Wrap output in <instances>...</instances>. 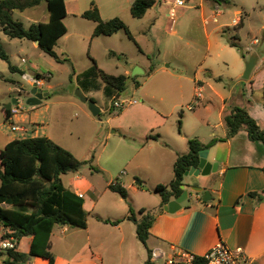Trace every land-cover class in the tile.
I'll return each instance as SVG.
<instances>
[{
	"label": "crops",
	"instance_id": "crops-1",
	"mask_svg": "<svg viewBox=\"0 0 264 264\" xmlns=\"http://www.w3.org/2000/svg\"><path fill=\"white\" fill-rule=\"evenodd\" d=\"M64 1L67 15L63 22L67 31L59 39L67 36L69 31L66 20L70 11L66 0ZM132 1L107 0L111 10L109 14L103 13L98 1L96 5L103 19L119 15L127 25H131L129 23L134 22L131 13L123 16L117 9L122 3H127L130 7ZM170 1L173 0H155L139 19L147 15L152 18L159 3L165 5ZM170 4L172 5V2ZM84 10L85 8L74 10L72 14L75 18H82L80 14ZM151 18L148 21H153L154 17ZM83 19L85 23L81 21L80 26L85 25L89 32L81 36L90 39L92 51L96 41L108 51L123 54L115 46L116 36L123 30L112 35L93 37L95 22ZM170 32H173L171 28ZM205 37V46L209 50L210 39L206 30ZM92 54L96 57L94 52ZM121 60L128 69H124L120 74H128L129 60H125L124 54ZM263 60L264 56L260 61ZM258 62L257 56V62L246 81H238L243 67L240 62L236 76L227 77L230 81H224L225 77L216 76L212 66L206 65L203 69L206 72V80L188 81L192 85L188 83L186 91L179 82L180 89L177 88L173 95L168 93L173 85L171 81H156L153 83L151 94L140 91V98L136 103L123 108L116 115H110L106 121L117 129L111 130L105 136V163L96 161L98 168L108 174L107 179L97 187L87 179L81 168L77 172L62 175L64 185L83 198L87 226L53 227L49 243L54 254V264H143L147 259V249L137 237L135 223L126 218L129 213L128 196L126 200L108 188V184L114 181L126 189L130 204L136 213L140 208H145L154 214L146 241L151 251L162 250L166 255H170L185 250L202 255L221 241L230 247H242L248 256L246 264H264V144L260 140H250L246 130L240 129L233 136L217 140L206 148L207 161L217 164L216 171H210L206 175H184L183 184L203 188L199 193L191 192V203L186 207H181L173 213L165 211L164 204L161 206V197L154 191L157 184H165L172 179L173 163L178 154L187 151L188 138L197 137L201 142L207 143L213 138L226 135L224 115L232 106L245 107L264 130V75L260 81L252 79ZM132 65H137L145 71L139 64ZM177 76L187 77L182 73ZM217 77H221V80H217ZM209 79L215 81H208ZM83 93L87 97L90 95ZM14 115L11 114L12 121ZM178 120L180 131L177 130ZM33 121L38 124L36 120ZM22 127L25 129L22 135L13 138L37 136L28 133L29 128ZM34 130L37 133L35 127ZM112 133L116 137L108 143ZM43 136L52 139L51 135ZM63 176H67V182ZM88 176L92 178L93 173L89 172ZM136 177L142 181V187L135 184ZM205 190L209 192L208 200L201 198ZM106 192L115 195H106ZM250 192H257L262 198L253 197ZM116 195L119 197H115ZM101 219H120V222L112 224ZM22 240H27L24 250L20 247ZM31 240L32 236L22 237L16 244V249L27 252ZM38 258L41 259H35L34 262L29 258L25 264H35L40 262L38 260H44L43 264H47L46 259ZM156 262L157 260H154V264Z\"/></svg>",
	"mask_w": 264,
	"mask_h": 264
},
{
	"label": "rangeland",
	"instance_id": "rangeland-1",
	"mask_svg": "<svg viewBox=\"0 0 264 264\" xmlns=\"http://www.w3.org/2000/svg\"><path fill=\"white\" fill-rule=\"evenodd\" d=\"M91 1L95 3L98 1L104 14L111 12L107 0H66L70 11L66 20L69 31L67 36L57 40L54 49L61 58L66 57L70 61H57L40 50L34 41L26 38H11L0 28V42L4 50L11 63L23 71V73L11 72L8 63L0 58V148L11 138L22 135L21 131L12 130L11 124L29 128L28 133L31 134L51 135L53 140L77 155L78 159L88 161L81 167V171L88 180L100 187L108 174L94 171L90 165L99 167L96 161L104 164L106 160L107 146L103 147L107 142L105 136L116 128L106 119L110 115H116L117 112L108 113L112 101L105 89L112 93L114 90L99 77H93V86L84 89L77 75L91 66L89 56L94 57L93 52L96 55L94 58L97 65L109 73L117 75L128 67L121 60L122 56L120 58L110 56L108 49L101 44L98 45L96 41L92 51L90 39L81 36L87 34L89 29L87 30L85 25L80 26L81 21L85 23V20L79 16L75 18L72 12L82 8L87 9ZM170 2L157 5L152 15L153 21H148L151 17L147 15L142 19L131 17L135 24L125 23L133 35V40L129 39L124 31L116 36L115 46L123 52L125 60H129V64H139L145 70L143 73L140 70H133L137 71L133 75L135 79L127 83L121 97L137 100L140 98V91L151 94L153 83L156 81L172 82L173 85L168 90L169 95H173L177 88L180 89L179 82L186 91L188 81L206 80V72L203 70L206 65L212 66L216 76L225 77L224 81H230L227 77L236 76L237 65L240 62L243 67L238 81H246L242 78V74L245 63L252 55H257L259 58L256 66L259 68L253 71L252 79L261 80L264 75V60L260 61L264 56V0H229L228 3L222 0H184L181 6L176 7L173 24L168 14L171 9ZM129 8V4L122 3L117 12L125 16L124 14H130ZM12 16L22 21L25 27L32 22H46L48 20L46 3L41 0L39 5L24 11L13 10ZM115 16L123 20L121 16ZM213 16L216 17L215 21ZM240 17L243 19V26L239 30V38L235 40L238 46H230L227 41L234 34L236 24L233 20ZM170 28L173 32H170ZM205 30L209 33V50L205 46ZM22 58L25 59L24 62ZM73 69L74 74H72ZM133 71L129 69L127 75H131ZM179 73L187 77L180 78L177 76ZM36 74L43 77L38 79ZM36 82L40 90L48 92V96L43 97L41 103L30 105L27 99ZM77 90L90 94L88 98H92L101 108L98 115L90 112L88 104L77 96ZM12 98H17V102L11 106L17 109L13 121L5 119L3 109V105ZM113 137H116L114 133L111 134L108 143L114 139ZM89 172L93 173L92 178H89ZM63 179L67 182V176H63ZM106 193V195H115ZM128 200L130 202L129 194ZM8 233L9 230L0 224V241L6 239ZM26 244L27 240H22L21 249H26ZM4 253L5 248L0 247V264ZM35 259L41 258L30 257L32 262ZM156 260L155 264H165L166 256L158 255ZM38 261L40 262L35 264L44 263V260Z\"/></svg>",
	"mask_w": 264,
	"mask_h": 264
},
{
	"label": "trees",
	"instance_id": "trees-1",
	"mask_svg": "<svg viewBox=\"0 0 264 264\" xmlns=\"http://www.w3.org/2000/svg\"><path fill=\"white\" fill-rule=\"evenodd\" d=\"M48 11L46 22H32L28 27L23 22L12 16L13 10L24 11L27 8L35 7L41 0H0V28L11 38H26L37 41V47L49 54L57 61H70L68 58H61L55 51V45L59 37L67 31L63 19L67 15L64 0H44ZM217 1V0H216ZM228 3L229 0H222ZM155 3V0H133L130 5V13L134 18H141L148 8ZM80 16L95 22L92 36L112 35L123 30L129 39L133 35L125 22L118 16L110 19H103L95 2L91 1L87 9ZM243 26V19L240 17L234 27L232 38L228 39L230 46L237 47L238 33ZM110 56L120 58L122 54L109 51ZM0 58L8 63L11 72L19 71L9 59L8 54L0 42ZM91 66L77 75L82 87L89 89L93 86V77H99L107 86L114 90V93L107 91L113 100L127 87V79H135V76L127 74H111L100 68L96 60L89 56ZM150 70L152 68L150 67ZM74 69L72 74H74ZM36 77L42 78L40 74ZM49 78V76H48ZM221 80V77H217ZM135 84L138 82L134 81ZM87 91V90H86ZM264 99V82L262 86ZM92 99V98H90ZM4 109L5 119L11 117V107ZM122 109L115 111L111 102L108 113H120ZM226 135L221 138H213L207 143L201 142L197 137L188 138V149L177 155L173 163V177L165 184H157L154 191L161 197V206L174 197L181 194L185 172L199 162V151L210 147L217 140L229 138L240 129L247 132L248 138L252 141L260 140L264 144V130L256 120L242 106L234 105L224 115ZM180 131V120H178ZM150 138V135L148 136ZM88 161L78 159L69 149L63 147L53 139L43 136H30L13 138L0 148V224L8 229L10 233L7 238H12L13 247L5 248L4 258L1 264H25L32 256L42 257L47 264H54V254L50 250L49 238L55 225H66L69 227L85 228L87 226V212L83 207V198L74 191L67 188L62 175L68 172H77ZM94 171H101L98 167L90 165ZM264 171V167H262ZM135 184L142 187L143 183L135 178ZM108 188L118 193L127 200L126 189L118 182H110ZM264 194V192H263ZM253 197L262 198L257 192H250ZM159 208L161 211L162 208ZM129 213L127 219L136 225L138 239L147 249V259L143 264H154L152 251L147 247L149 229L154 220V214L145 208H140L137 213L128 202ZM138 214V215H137ZM104 222L116 224L120 219H101ZM24 236H32L27 252L16 249V244ZM190 264H205L202 256H196Z\"/></svg>",
	"mask_w": 264,
	"mask_h": 264
},
{
	"label": "built area",
	"instance_id": "built-area-1",
	"mask_svg": "<svg viewBox=\"0 0 264 264\" xmlns=\"http://www.w3.org/2000/svg\"><path fill=\"white\" fill-rule=\"evenodd\" d=\"M184 3V0H173L171 9L169 12V17L171 18L172 24L175 19L176 7L181 6ZM218 13V11H217ZM213 20H216V17L213 16ZM237 19H234L233 22L236 24ZM25 59L22 58V62ZM122 95V94H121ZM118 95L117 97H113L112 104L115 111L125 108L127 105H132L137 102L136 99L121 97ZM17 109L11 107V113L16 114ZM11 119V118H9ZM11 129L16 131L24 132L25 129L22 126L11 124ZM14 244L12 242V238H6L0 241L1 248L13 247ZM158 255H165L166 260L165 264H190L192 260L196 256H202L205 259V264H246L248 261V256L244 252L242 247H230L224 242H217L214 246H212L208 251L203 253L202 255H195L191 252L180 250L178 252H174L170 255H166V253L162 250H154L152 251V257L156 260Z\"/></svg>",
	"mask_w": 264,
	"mask_h": 264
},
{
	"label": "water",
	"instance_id": "water-1",
	"mask_svg": "<svg viewBox=\"0 0 264 264\" xmlns=\"http://www.w3.org/2000/svg\"><path fill=\"white\" fill-rule=\"evenodd\" d=\"M36 45H38L37 41H34ZM257 62V55H252L250 59L245 63V68L244 72L242 74L243 79H248L250 76V73L255 66ZM130 69L133 70H140V72L143 73V70L135 67L132 64H129ZM137 71H133L131 73V76H133ZM129 82V79H127L126 83ZM38 82L34 83L33 88L30 91V97L27 99V103L30 105H36L41 103V100L43 97L48 96L47 91L40 90L38 88ZM77 96L80 98L82 102H86L88 104V108L90 112L93 115H98L100 113V108L96 105V103L92 100L89 99L85 94H83L80 90H77L76 92ZM17 102V98H12L11 101L7 102L6 104L3 105L5 109H8L12 106L13 103ZM217 169V164L216 163H210L207 161V149H202L199 151V162L197 166H192L190 167L189 170L185 172V174H199L201 173L202 175L208 174L210 171H216ZM182 192L179 196L174 197L173 199L169 200L167 203L163 205V209L168 212H175L181 207H186L191 203V192L194 193H199L203 190L201 186L198 185H192V186H187L185 184H181ZM203 200H208L209 199V192L207 190L204 191L202 197Z\"/></svg>",
	"mask_w": 264,
	"mask_h": 264
}]
</instances>
